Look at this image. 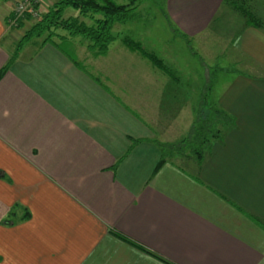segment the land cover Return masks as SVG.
I'll return each mask as SVG.
<instances>
[{"label":"crops","instance_id":"crops-1","mask_svg":"<svg viewBox=\"0 0 264 264\" xmlns=\"http://www.w3.org/2000/svg\"><path fill=\"white\" fill-rule=\"evenodd\" d=\"M19 1L0 2V70L15 48L8 19ZM222 1L165 7L189 38ZM236 33L257 69L215 96L232 125L200 160L161 164L154 136L177 115L148 119L119 72L81 63L75 38L86 71L51 44H26L0 76V264H264V30Z\"/></svg>","mask_w":264,"mask_h":264},{"label":"rangeland","instance_id":"rangeland-1","mask_svg":"<svg viewBox=\"0 0 264 264\" xmlns=\"http://www.w3.org/2000/svg\"><path fill=\"white\" fill-rule=\"evenodd\" d=\"M114 1L124 4L129 2V0ZM47 2L51 4V0ZM137 3L139 5L135 11V17L125 23L114 24L113 32L118 36L125 35L140 42L145 50L161 58L175 71V82L180 83V86L171 83L170 87H166L165 80L169 82L171 79L139 53L127 49L119 38L110 44L106 57L100 56L97 57V61H93L92 55L86 49L85 42L87 41L84 42L80 37H75L74 42L79 48L80 61L90 71L93 68L91 63L94 62V65L99 64L104 71L114 74L119 72L123 85L125 84L132 91L133 96L136 94L138 98L144 97L142 103L148 107L146 110L148 119L153 118L156 122L159 115V121L167 123L173 119V115H177L176 121L181 122L179 128L182 131H178L177 122L175 127H171L167 133H164L166 136L155 134L154 143L159 146L161 157L164 158L175 157L177 154H189L192 151L191 143L185 140L190 135V129L197 114L207 115L210 101H214L218 92L223 91L237 73H252L251 71L257 69L249 54L243 52L237 45L236 32L240 26L239 23H242L240 16L232 11L228 13L227 9L222 19L216 22V28H208L200 35L189 36V39H186L180 35L182 33L169 19L165 0H139ZM257 4L260 5L258 9L264 15V0H257ZM77 14V11L72 8L65 10V16H76ZM257 15L261 18L259 12ZM86 22L90 23L88 20ZM31 23L32 21H25L19 26V24L10 25L8 21V25L14 28L12 31L15 45ZM41 41L42 38L33 42L38 46ZM62 46L70 50L68 44H62ZM78 52L74 51L76 56ZM209 73L211 90L202 100ZM153 80H159V83L152 84ZM114 92L119 91L115 88ZM172 97H182L181 101L183 98L185 100L178 102L176 99V103L172 101ZM134 102L135 99L129 101L128 104L132 106ZM179 105L182 107L181 110L178 108ZM133 110L140 114L147 127L154 132L156 128L150 125L146 114L139 108Z\"/></svg>","mask_w":264,"mask_h":264},{"label":"trees","instance_id":"trees-1","mask_svg":"<svg viewBox=\"0 0 264 264\" xmlns=\"http://www.w3.org/2000/svg\"><path fill=\"white\" fill-rule=\"evenodd\" d=\"M7 0H0L5 2ZM257 0H223L219 11L212 19L209 28L214 29L216 22L223 17L225 10L237 13L240 16L241 24L237 32H241L247 27H253L264 30V17L257 15L258 9L254 6ZM139 0H129L128 3H116L114 0H54L53 3L44 11L39 12V16L33 18L26 14L25 21H32L29 28L25 30L22 37L16 42L14 51L9 57L5 66L0 70V76L8 69L11 62L15 60L21 49L28 43L42 38L39 47L45 44H51L61 50L77 67L86 71L82 64L76 60L73 51V39L80 37L87 41L86 49L93 57L105 56L110 44L116 39L130 51L139 53L147 59L154 67L166 74L171 80L176 81L175 71L167 66L161 58L154 53L145 50L140 42L131 39L128 36H118L113 32V26L116 23H125L135 17V11L138 7ZM258 7V6H257ZM72 8L77 11L76 16H65V10ZM90 23H87L86 21ZM22 21V22H21ZM21 23H24L21 20ZM62 31V32H61ZM189 39L183 33L180 34ZM62 44H68L70 50H67ZM72 46V47H71ZM73 48V49H72ZM205 94L202 100L210 92L211 77L207 75L205 83ZM207 107V115L200 116L197 114L196 120L190 129V135L185 141L191 143V155L194 159L200 160L204 153L209 150L214 141H220L223 137L225 125H232V117L220 109L215 102L210 101ZM205 103H203L204 105ZM227 126V127H228ZM164 157H161L159 164L163 163Z\"/></svg>","mask_w":264,"mask_h":264},{"label":"built area","instance_id":"built-area-1","mask_svg":"<svg viewBox=\"0 0 264 264\" xmlns=\"http://www.w3.org/2000/svg\"><path fill=\"white\" fill-rule=\"evenodd\" d=\"M41 0H21L13 9L8 21L10 25L18 24V22L26 15L29 14L32 18L39 16V6Z\"/></svg>","mask_w":264,"mask_h":264}]
</instances>
